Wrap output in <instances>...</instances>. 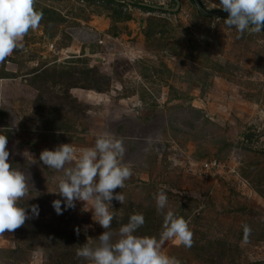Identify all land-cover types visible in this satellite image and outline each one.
<instances>
[{
	"label": "rangeland",
	"instance_id": "obj_1",
	"mask_svg": "<svg viewBox=\"0 0 264 264\" xmlns=\"http://www.w3.org/2000/svg\"><path fill=\"white\" fill-rule=\"evenodd\" d=\"M197 1L0 0V264H264V0Z\"/></svg>",
	"mask_w": 264,
	"mask_h": 264
},
{
	"label": "trees",
	"instance_id": "obj_2",
	"mask_svg": "<svg viewBox=\"0 0 264 264\" xmlns=\"http://www.w3.org/2000/svg\"><path fill=\"white\" fill-rule=\"evenodd\" d=\"M246 19V18H245ZM248 22H250L249 21V18L248 19H246ZM254 24H255V22H254ZM256 25H258L257 23H256ZM259 26V25H258ZM261 27V26H260ZM261 29H262V31H264V28L263 27H261ZM140 235H138V234H136V233H133L132 235H131V237L133 238V237H139ZM141 238H143V239H145V240H148V239H146L147 237L146 236H142L141 235ZM81 243H83V242H80V241H77V242H75V244H81ZM93 245H95V239H94V241H93ZM125 245H126V243H121V245H118V244H115V245H109V249H108V247H106V246H103V247H101L102 248V250L105 252V254L101 257V259H100V261H102V259H105V258H103V257H106V258H109V257H116V258H118L120 261H122V263H124V264H126L127 263V261L128 260H130V259H133L134 258V253H130V252H125V251H123V248L125 247ZM78 257H80L81 259H83V255L81 254V253H79L78 255H77Z\"/></svg>",
	"mask_w": 264,
	"mask_h": 264
},
{
	"label": "built area",
	"instance_id": "obj_3",
	"mask_svg": "<svg viewBox=\"0 0 264 264\" xmlns=\"http://www.w3.org/2000/svg\"><path fill=\"white\" fill-rule=\"evenodd\" d=\"M221 164H224V163H220L217 161L204 162V163H202V168H204V169L209 168L211 170V169H215V167H219Z\"/></svg>",
	"mask_w": 264,
	"mask_h": 264
},
{
	"label": "bare ground",
	"instance_id": "obj_4",
	"mask_svg": "<svg viewBox=\"0 0 264 264\" xmlns=\"http://www.w3.org/2000/svg\"><path fill=\"white\" fill-rule=\"evenodd\" d=\"M236 17H239V16H237V15H235ZM241 18H243V17H241ZM263 21V23H264V19H263V17H258V18H253V19H251V18H249V21H251V22H255V23H257V21ZM259 26H261V27H263L262 25H260L259 23H257Z\"/></svg>",
	"mask_w": 264,
	"mask_h": 264
},
{
	"label": "water",
	"instance_id": "obj_5",
	"mask_svg": "<svg viewBox=\"0 0 264 264\" xmlns=\"http://www.w3.org/2000/svg\"><path fill=\"white\" fill-rule=\"evenodd\" d=\"M197 2V4H198V1L197 0H195V3ZM233 15H235V14H230L229 16H233ZM228 15L226 16H224V17H229ZM218 17H223L222 15H220V16H218ZM246 19H248V18H246ZM253 19V18H252ZM257 23H259L260 25H262L263 26V28H264V23H263V21H257Z\"/></svg>",
	"mask_w": 264,
	"mask_h": 264
},
{
	"label": "clouds",
	"instance_id": "obj_6",
	"mask_svg": "<svg viewBox=\"0 0 264 264\" xmlns=\"http://www.w3.org/2000/svg\"><path fill=\"white\" fill-rule=\"evenodd\" d=\"M234 16H235V15H233V16H231V17H233V18H234ZM243 19H245V18L243 17Z\"/></svg>",
	"mask_w": 264,
	"mask_h": 264
}]
</instances>
